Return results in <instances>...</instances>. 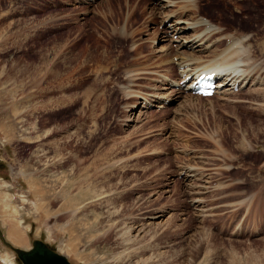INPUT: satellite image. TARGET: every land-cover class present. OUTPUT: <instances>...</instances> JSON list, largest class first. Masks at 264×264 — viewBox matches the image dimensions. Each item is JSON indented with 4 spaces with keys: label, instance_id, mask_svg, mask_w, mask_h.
Masks as SVG:
<instances>
[{
    "label": "rangeland",
    "instance_id": "rangeland-1",
    "mask_svg": "<svg viewBox=\"0 0 264 264\" xmlns=\"http://www.w3.org/2000/svg\"><path fill=\"white\" fill-rule=\"evenodd\" d=\"M152 1L0 0V264H264V99L159 96ZM198 3L264 59V0Z\"/></svg>",
    "mask_w": 264,
    "mask_h": 264
},
{
    "label": "bare ground",
    "instance_id": "bare-ground-1",
    "mask_svg": "<svg viewBox=\"0 0 264 264\" xmlns=\"http://www.w3.org/2000/svg\"><path fill=\"white\" fill-rule=\"evenodd\" d=\"M198 1H152L153 10L158 9L160 11L161 9V17L157 25L153 27L154 34L146 33L147 39L151 40L155 45L154 50L157 52V60H160L158 63L160 67L163 66L170 70L171 66L167 64L171 60L173 61V55L175 56L176 62L174 63L180 76L176 80L175 77H171L167 72H164L165 74L162 73V79L159 81L160 84L162 83L160 88H172L159 96L178 99L181 96L195 94L192 89L194 79L201 73H211L214 82L218 85L216 86V92L226 94L235 87L241 89L248 85L247 83H252V88L257 87L258 89L254 90L259 92L262 95V99H264V59L260 61L254 59L249 44L245 40L246 38L242 36L243 33L242 35L240 33L234 34V32H222L220 34L221 29L219 30L218 26L210 23L205 17L197 13L200 10ZM262 5L264 6V4ZM239 7L237 6L242 12L246 10V8ZM192 9L194 13L191 14ZM224 14L226 16L228 12L225 11ZM150 20L152 19L149 18L148 21ZM221 39L226 42V45L218 47L217 45L220 44ZM260 46V49L264 51V39ZM175 82L177 85L173 87L172 83L175 85ZM189 172H185L187 176L191 175ZM10 230L9 235L12 240L21 242L20 233L18 235L14 228Z\"/></svg>",
    "mask_w": 264,
    "mask_h": 264
},
{
    "label": "water",
    "instance_id": "water-1",
    "mask_svg": "<svg viewBox=\"0 0 264 264\" xmlns=\"http://www.w3.org/2000/svg\"><path fill=\"white\" fill-rule=\"evenodd\" d=\"M11 248L22 264H71L62 253L54 250L40 238L32 239L28 247Z\"/></svg>",
    "mask_w": 264,
    "mask_h": 264
}]
</instances>
